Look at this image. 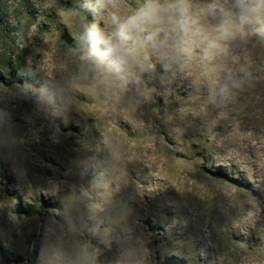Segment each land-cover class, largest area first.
Segmentation results:
<instances>
[{
  "label": "rangeland",
  "instance_id": "obj_1",
  "mask_svg": "<svg viewBox=\"0 0 264 264\" xmlns=\"http://www.w3.org/2000/svg\"><path fill=\"white\" fill-rule=\"evenodd\" d=\"M81 4L0 0V67L30 79L0 80V264H38L47 227L110 237L101 264H264V41L106 84L77 36L110 25ZM225 65L241 86L222 99Z\"/></svg>",
  "mask_w": 264,
  "mask_h": 264
},
{
  "label": "clouds",
  "instance_id": "obj_2",
  "mask_svg": "<svg viewBox=\"0 0 264 264\" xmlns=\"http://www.w3.org/2000/svg\"><path fill=\"white\" fill-rule=\"evenodd\" d=\"M82 9L105 14L110 25L85 23L77 36L81 70L106 84H123L152 67L153 60L165 71L183 72L196 50L212 65L234 42L264 41V0H137L126 12L122 0H82ZM220 71L215 93L227 99L241 85L235 69L225 65ZM90 231L98 239L95 245L71 227H47L38 264H101L100 247H109L111 239ZM129 253L123 249L116 264H137Z\"/></svg>",
  "mask_w": 264,
  "mask_h": 264
},
{
  "label": "trees",
  "instance_id": "obj_3",
  "mask_svg": "<svg viewBox=\"0 0 264 264\" xmlns=\"http://www.w3.org/2000/svg\"><path fill=\"white\" fill-rule=\"evenodd\" d=\"M7 65L8 66L0 67V69H3V68L6 69V76L3 74V70H0V80L1 81H7L9 84H12L14 82H20L26 86H29L30 79L27 76L19 73V70H20L19 66L11 65L9 63ZM18 213L25 214V215H31L29 210H25L24 208H19ZM7 260L8 259L5 256V254L0 253V261L5 262Z\"/></svg>",
  "mask_w": 264,
  "mask_h": 264
}]
</instances>
